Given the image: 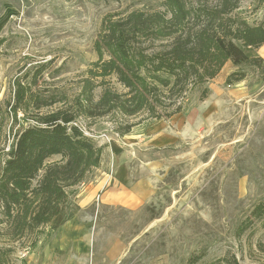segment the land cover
Segmentation results:
<instances>
[{"label":"rangeland","instance_id":"1","mask_svg":"<svg viewBox=\"0 0 264 264\" xmlns=\"http://www.w3.org/2000/svg\"><path fill=\"white\" fill-rule=\"evenodd\" d=\"M183 2L190 15L187 21L193 23H226L228 18L237 26L264 23V0ZM225 5L235 9L222 14ZM138 12L159 13L170 20L164 0H0V162L15 134L33 124V115L72 107L88 72L100 71L94 46L104 20ZM142 41L154 53L168 50L172 39ZM235 71L246 77L226 85L228 74ZM34 76L37 99L14 121V82L25 84ZM261 78L251 67L228 62L213 80L182 97L175 91L150 97L147 108L153 112L126 117L112 111L79 118L76 125L103 148L99 169L84 182L93 183L103 172L113 175L119 158L134 182L148 177L149 202L130 211L98 203L81 209L75 202L77 185L67 190L69 201L53 230L47 224L20 238L13 237L0 208L2 264H264V215L258 219L253 214L258 206L264 208ZM92 80L97 85L94 103L105 90L127 93L114 75ZM202 89L208 91L203 99ZM36 101L56 102L36 111ZM177 104L183 107L181 113L167 118ZM150 114L162 118L155 120ZM129 125L135 126L127 134L118 132ZM154 130L158 135L151 137ZM149 132L141 142L140 136ZM153 137L156 141L148 144ZM157 138L161 142L153 147ZM59 159L54 156L49 162ZM70 222L63 238L72 242H60L56 248L57 227ZM78 249L79 255H72ZM59 252L71 254L59 257Z\"/></svg>","mask_w":264,"mask_h":264},{"label":"trees","instance_id":"2","mask_svg":"<svg viewBox=\"0 0 264 264\" xmlns=\"http://www.w3.org/2000/svg\"><path fill=\"white\" fill-rule=\"evenodd\" d=\"M164 4L170 14L168 21L163 14L143 12L104 20L94 46L98 56L95 65L100 71L88 72L90 77L83 82L72 107L41 113L38 110L42 106L56 101L50 105L34 103L38 113L30 118L33 124L15 134L0 162V208L12 225L14 238L52 222L69 201L67 190L82 184L99 167L103 148L97 147L76 125L82 116L95 118L118 111L132 117L143 110L153 112V108H147L150 97L162 91H175L182 97L192 88L213 80L228 62L259 71L264 80V60L253 54L264 46V23L237 26L232 18L226 19V23L225 19L193 23L187 21L190 15L183 0H164ZM226 7L222 14L235 9ZM168 38L172 39L168 50L150 53L142 46V40ZM111 75L127 89L126 95L105 90L94 103L92 92L97 85L92 79ZM36 76L25 84L19 79L14 82L10 108L14 121L18 113L27 114L37 99L32 92ZM245 77L244 72H231L226 85L242 82ZM207 94V89L201 90L202 99ZM182 110L181 104H177L167 118ZM150 118L162 117L150 114ZM134 126L118 132L125 135ZM54 156L60 159L49 162ZM253 212L260 219L264 208L258 206ZM0 260V264L5 261L1 256Z\"/></svg>","mask_w":264,"mask_h":264},{"label":"crops","instance_id":"3","mask_svg":"<svg viewBox=\"0 0 264 264\" xmlns=\"http://www.w3.org/2000/svg\"><path fill=\"white\" fill-rule=\"evenodd\" d=\"M253 54L256 56L258 55L264 60V46L258 48L256 51L253 52ZM150 133L151 132L147 133L149 135L146 136L145 135L140 136L141 142L145 141V139L150 136ZM155 135H158V132L155 133L154 130L151 137ZM153 140L156 141V138L154 137L152 139L150 138L148 140L149 141L148 144H150ZM159 142H161V140L157 138V142L151 145H153V147H157L156 143ZM145 143L146 142H144V144ZM114 163L115 166L113 170L114 171L113 175L103 172L101 174L102 176L99 177V179H97L93 183L82 182L80 186L78 185L79 190L77 194H75V198H76L75 202L79 208L85 209V207H89L95 203H98V205L99 206L101 205L102 207H109V208L116 207L119 208L120 210L130 211L132 209L143 207L144 204L149 202V199L152 195V187L149 188L148 177H146V179L143 180V182L142 180L134 182L133 178H131L132 176L131 171H129V168L126 167V165L119 158H115ZM98 169L99 168H97V170ZM59 218L60 215H58L52 222L49 223L48 228L53 230V228H55L56 225H58L60 221ZM71 222L70 224L64 223V225L62 224L60 227H57L58 228L57 235L59 236L57 238V241L55 242L56 248L58 247V244L60 242L66 243L67 245L69 244V242H72L70 241L71 239L63 238L66 234L65 232H68V227L72 225ZM74 241L76 242L77 239H74ZM79 253L80 251L78 249L73 251L72 255L74 254L79 255ZM57 254L59 257H63L65 254H71V253L63 252L61 253L62 254L61 255L59 252Z\"/></svg>","mask_w":264,"mask_h":264}]
</instances>
